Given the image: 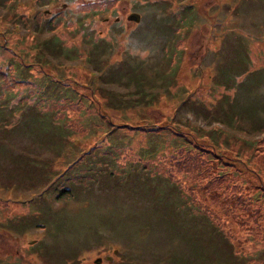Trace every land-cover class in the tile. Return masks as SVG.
I'll use <instances>...</instances> for the list:
<instances>
[{
  "label": "rangeland",
  "instance_id": "1",
  "mask_svg": "<svg viewBox=\"0 0 264 264\" xmlns=\"http://www.w3.org/2000/svg\"><path fill=\"white\" fill-rule=\"evenodd\" d=\"M62 1L66 0L0 1V40L2 34H10L6 36L4 45L0 46V62L5 63L3 60L6 53L5 48L13 46L14 48L20 47L28 54L27 57L31 56L32 51L33 55L34 51L38 53L39 50L43 53L50 52L54 56L50 57L60 64L76 61L78 58L88 60L87 64L101 59L98 66L105 70L104 64L110 63L106 59L109 55L112 61L119 58L124 61L118 68H124L126 65L132 67L128 73L125 69H110L112 72H103L100 75V79H103V76L110 77L105 78L106 81L101 80L102 85L125 90L117 92V96L130 95V99L125 101H119L111 95V99L108 98L104 102L100 94L108 93H102L106 89L96 81L97 78H92L81 69L66 67L69 72L61 74L76 77L75 80L78 84L81 82L91 83L94 88H97L93 93L99 95L100 103L90 102L84 105L73 103V108H70L68 113L72 122L63 128H71L65 133L69 141L61 140L63 147H71L73 151L76 148L77 151L78 143H86L80 147L82 148L92 140L99 139L98 141L102 142L106 139L105 129L110 128L114 122L121 123L123 121L133 125L141 122L161 123L162 126L153 132L130 129L129 127L126 130L119 129L114 132L116 136L112 135L116 144L147 146L149 139L155 137L159 145L156 151L161 154L167 153L171 148L170 143L177 144L168 128L177 127L178 124L186 132H189L190 136L193 135L194 129H212L216 123L228 128L231 135H237L238 129L241 132L249 133L250 136L251 133L256 136L261 134L251 132L256 129L255 122L264 119L262 110L264 109V79L261 77H256L250 87L236 88V101L230 104V109L235 111L232 112L231 120L228 119V123L233 125V128L226 123L223 110H219L222 101L226 105V99L222 98L221 101L217 95L207 93L200 98V103L194 101L197 99H193L194 96L198 94V92H193L195 89L192 90L195 81L188 79L184 73L185 67L179 61L181 56H177L176 64L172 65L171 52L169 50L164 52L165 43L169 42L170 44L173 37L168 31L170 24L167 23V20L172 15L171 13H174V17L177 16L175 12L178 6L174 2L155 0L157 4L152 5L149 3L152 0H122L118 8L138 11L142 18L135 27L133 22L126 21V28L133 27V29L124 35L121 29L109 28L110 34L114 31L119 34L117 43L110 51L106 49L100 52L94 49L97 47L95 43L85 40L78 28H72L71 22L68 21L71 18L68 15L76 14V17H83L85 21L93 20L89 18L92 15L97 16V19L100 20L107 13L112 18L118 13L117 1L114 3L112 0H80L86 3L89 1V7L87 9L86 4L82 3L84 8L76 11L67 6V3L61 5ZM198 1V10L204 13L212 26H208L207 19L204 20L205 24H202L199 19L191 24V27H186L188 31L185 38L187 36L191 43L192 49L190 50L193 58H200V61H205L206 65L212 66V61H208L209 54L212 53L210 46L214 43L212 41L218 37L220 42L216 52L217 60H225L232 56L236 50L235 41L243 49L250 46L252 54L250 58H245L247 65L248 60H264V0H225L226 3L234 5L235 11L232 12L230 9L223 8V0ZM215 1L218 2L213 4ZM235 1H237L236 6ZM220 2L221 7L218 6ZM124 3L125 7H123ZM46 7L52 12L42 13L41 9ZM61 9L66 11L61 17V24L57 25L58 17H50L54 15L53 10ZM157 15L164 23L160 31L158 28L151 31L150 24ZM16 23L17 25H15ZM96 23L100 24L101 22L97 21ZM219 23H222V26ZM44 24L45 27H41ZM97 24H94L93 27L98 28ZM208 28H210L211 34L214 32L212 36L217 37L213 39L212 36H207ZM54 29L59 32L60 38L68 43L69 48L77 49L76 54L58 53L53 50V46H49L50 39L40 43L32 38L36 35L51 36ZM38 31L40 33H37ZM52 42V44L58 45L55 37ZM84 45L90 46L89 49H86L89 53L87 58L83 56V49L80 48ZM125 45L132 47L135 52L134 57L127 55L128 50ZM42 59L45 62V56ZM23 76L29 75L24 73ZM204 82H207L206 78H204ZM139 84L140 93L145 94L146 98L136 97L134 89ZM78 86L80 87V85ZM79 87L74 90L76 99L77 96H82ZM216 87L219 92L224 90L220 82L216 83ZM25 88L27 86H14L5 100V105L11 108V112L13 110V115L8 121L10 129L0 130V137L6 142V144L0 145V160H3L2 165L4 163L6 169L5 171L0 165V196L6 199L7 204V211H4V205L0 206V221H4L0 226L8 230L27 231L31 223H39V225L34 224L38 228L31 225L28 230L30 235L19 233L18 241L13 239L12 242L7 241L0 236V251L8 249L17 251L19 248L20 251H23L24 256L31 261V264H37L34 262L49 264L55 261L59 264H264V233L257 234L240 228L222 208L216 213V216L223 223L225 229L231 230L230 240L232 242L216 237L212 231L209 234L194 218H190L197 216L192 212V209L189 210L180 205L184 203L182 196L185 194L184 190L171 194L170 186L162 176L157 179L141 180L135 175L129 176L130 168L113 165L112 174L97 175L100 171L95 172L94 176H97L90 185L80 188L75 184L74 187L79 189H75L72 185V180L74 178L78 180V178L67 174L69 178H73L68 183L72 186L70 191L69 189H60L54 172H43L47 174V179L43 180L40 179L42 174L40 170L27 174L32 169L39 167L40 159L43 158L42 154L46 156L51 152L30 146L32 142H37L32 140V134L26 135V133H17L18 130H14L23 127V119L31 113L29 108L24 110V104L16 101L21 95H24L25 92L23 94L21 92ZM189 89L192 92L189 98L192 97L184 99L187 97L186 93L189 92ZM90 90L92 89L90 88ZM156 91L158 94H153ZM70 93L71 90L66 92V94ZM62 94L64 93L62 92ZM91 95L93 94L91 93ZM0 99L2 100L1 95ZM75 106H81V108L77 109ZM242 107L248 111L241 110ZM59 122L65 124L63 120ZM196 123L201 126L194 127ZM204 132L210 133V131ZM194 134L196 137L197 134ZM62 136V133L59 134L60 138H63ZM208 140L215 144L220 143L218 138ZM22 146H24L22 153L16 155L17 151L14 148ZM225 149L228 150L231 157L235 155V150L231 147ZM97 152L98 150L95 149L93 153ZM78 153L79 151L64 160V166ZM58 155L59 153H57ZM54 161L43 160V163H49L51 166ZM248 161L253 164L255 170L244 168L246 179L249 180L250 186L256 190V187H262L259 183L264 184V164H259L258 161L252 159V155ZM50 166L41 167V170L44 171ZM71 170L75 171V166ZM162 170L161 167L159 171ZM256 171L260 173L259 178L252 179ZM28 175H33L35 178L22 177ZM87 182L88 180H80L81 185H85ZM48 190L45 200L41 199L40 196ZM31 194H35L36 205L35 202L30 205L21 204L22 201L19 198H11L12 196H30ZM187 199L189 200L188 197ZM22 205L25 207L22 208ZM181 208L190 211L189 217H185L186 222L181 220L180 216H183ZM28 211H31L32 215ZM19 216H21L20 220ZM230 216L235 215L231 214ZM13 219L17 220L16 225L12 223ZM262 219L264 221V217ZM26 236L28 238L42 236L40 245L32 247L28 251L21 243ZM120 240L125 247H122V251H118L114 255L112 261L103 259L100 263L93 262L96 255L112 252L113 244L119 245ZM172 258L177 260H171ZM20 261L7 252L0 253V264H19ZM21 263L24 264V261L22 260Z\"/></svg>",
  "mask_w": 264,
  "mask_h": 264
},
{
  "label": "trees",
  "instance_id": "2",
  "mask_svg": "<svg viewBox=\"0 0 264 264\" xmlns=\"http://www.w3.org/2000/svg\"><path fill=\"white\" fill-rule=\"evenodd\" d=\"M0 1L5 2L6 0ZM112 2L115 3L116 0H112ZM86 7L88 9L89 5ZM83 8L82 3H74L73 5V10L75 11ZM64 12L65 10L58 11L55 16L61 20ZM195 12L196 9L192 5L185 4L178 6L175 14L179 15L181 23L186 20L190 24V22L194 21L192 19L197 18ZM130 30L131 28H125L124 32L126 33ZM96 32L94 28H91V32H88L85 36L95 42L97 40L100 41L103 37L98 36ZM7 35L10 34L2 35L0 46L4 45ZM181 38L182 36L177 37L174 43L180 42ZM47 40H38V42L44 43ZM257 44L260 45V43ZM53 49L57 52L62 50L60 46H53ZM70 49L69 51L66 50L68 54L77 53V49ZM5 51L3 60L9 64L10 72L2 76L1 66H3V62H0V86L2 88L5 87L0 89L2 98V100L0 99V128H8V121L13 115V110L11 112V108L5 105L7 95L12 92L14 86H27L21 92L22 94L25 92L24 95H21V98L19 97L16 100L24 104V110L29 108L31 112L30 115H26L23 119V128L25 130H39L45 144L53 148L62 144L61 140L64 141L65 139L68 142L69 139L66 138L65 133L71 128H63L72 122L68 115L70 108H73V103L75 102L76 105H84L90 102L100 103L99 95H96L95 92L93 93L94 89L97 88L93 87L90 90L88 86L78 84L77 80H75L76 77L62 75V72L66 74L69 72L68 68L62 65H53L54 67L49 69L42 59L43 52L40 50L38 53L34 51V55L31 52L34 59L40 62L33 61L31 56H29L31 60L27 58L28 54L22 51L20 47L14 48L10 46L5 48ZM253 65H245L242 70L245 72L264 70V65L256 68ZM24 73L29 76L24 77ZM71 78L74 79L72 80ZM78 87L82 96H77L76 99L74 90L78 89ZM69 90H71V93L66 94ZM102 93H108L100 94L103 102L107 101L111 95L115 96L119 101L129 99L117 96L115 92L110 90L102 91ZM107 105L109 106V104ZM75 108L80 109L81 106H75ZM60 120H63L65 124L63 122L60 124ZM152 123L150 125L148 123H137L135 125L128 122H124V124L113 123L110 128H107L105 132L106 139L102 142L98 141L99 139L92 140L86 147L82 148L80 147L86 143H78L79 148L77 150L79 153L76 155V162L73 165L75 166V171L71 170L73 166L66 169L65 175L61 178L62 187L65 186L64 179H69L67 174L77 177L78 180L74 178V183L84 187L90 185L99 173L112 174L114 171L113 165L126 166L130 168L129 176L135 175L141 180L157 179L162 175V178L170 186L169 192L171 194L173 192L179 193V190L182 191L183 189L185 192L182 195L184 203L180 205L189 210L191 208L192 212L197 216L190 218H194L209 234L212 231L216 237H221L227 242L231 241V230L225 229L223 223L216 216V213L222 208L240 228L257 234L264 233V221L262 219L264 217V184L259 183L262 187H256L257 189L255 190L253 186H250L244 171V168L255 170L253 164L248 161L250 155L259 164H264L263 136L250 139L231 135L228 131L218 127L205 130L202 128L200 130L194 129L193 135L190 136L189 132L179 126L175 130L171 129V134L177 144L170 143L171 148L166 154L157 153L156 150L159 145L155 137L149 139L148 146L116 144L112 138L116 136L114 132L119 129L123 130L124 125L128 126L126 128L147 130L148 132H153L162 126L161 123ZM58 130L59 132H57ZM204 131H210V133ZM61 133L63 138L59 137ZM194 133L197 134L196 137ZM215 136L220 139L219 144L208 140L217 139L214 138ZM101 146L102 148H100ZM228 147L235 150V155L232 157L228 154V150L225 149ZM62 148L59 147L57 150ZM95 149L98 150L97 153H93ZM161 167L163 170L159 171ZM98 171L100 172L94 176L95 172ZM259 175L260 173L256 171L252 179L255 177L259 178ZM80 178L88 180V182L85 185H81ZM181 210L183 214V216H180L182 217L181 220L186 222L185 217H189L190 211L184 208H181ZM231 214L235 216H230Z\"/></svg>",
  "mask_w": 264,
  "mask_h": 264
},
{
  "label": "water",
  "instance_id": "3",
  "mask_svg": "<svg viewBox=\"0 0 264 264\" xmlns=\"http://www.w3.org/2000/svg\"><path fill=\"white\" fill-rule=\"evenodd\" d=\"M129 16H131L132 18L138 19L139 14L138 13H131Z\"/></svg>",
  "mask_w": 264,
  "mask_h": 264
},
{
  "label": "flooded vegetation",
  "instance_id": "4",
  "mask_svg": "<svg viewBox=\"0 0 264 264\" xmlns=\"http://www.w3.org/2000/svg\"><path fill=\"white\" fill-rule=\"evenodd\" d=\"M0 246H1V239H0Z\"/></svg>",
  "mask_w": 264,
  "mask_h": 264
}]
</instances>
